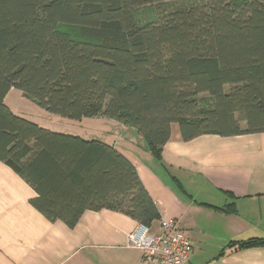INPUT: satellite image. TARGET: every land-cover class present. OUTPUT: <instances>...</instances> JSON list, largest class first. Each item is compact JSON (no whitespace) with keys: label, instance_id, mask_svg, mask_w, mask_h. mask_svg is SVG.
I'll list each match as a JSON object with an SVG mask.
<instances>
[{"label":"trees","instance_id":"obj_1","mask_svg":"<svg viewBox=\"0 0 264 264\" xmlns=\"http://www.w3.org/2000/svg\"><path fill=\"white\" fill-rule=\"evenodd\" d=\"M145 5L154 17L140 22ZM11 88L54 114L132 127L156 159L172 124L185 141L264 132V0H0V161L49 221L107 209L150 227L159 210L133 163L14 113ZM250 246L264 235L227 247Z\"/></svg>","mask_w":264,"mask_h":264},{"label":"crops","instance_id":"obj_2","mask_svg":"<svg viewBox=\"0 0 264 264\" xmlns=\"http://www.w3.org/2000/svg\"><path fill=\"white\" fill-rule=\"evenodd\" d=\"M11 89L4 98L10 108ZM91 121L73 135L112 144L133 163L160 219H177L188 236L192 252L186 264H264V246L227 247L264 235V132H210L185 141L172 124L156 159L134 128L104 117ZM35 196L0 161V264H157L128 245L127 234L138 225L129 216L86 210L69 227L33 207ZM160 219L150 224L152 232Z\"/></svg>","mask_w":264,"mask_h":264},{"label":"built area","instance_id":"obj_3","mask_svg":"<svg viewBox=\"0 0 264 264\" xmlns=\"http://www.w3.org/2000/svg\"><path fill=\"white\" fill-rule=\"evenodd\" d=\"M127 241L143 253L145 261L157 264H186L192 252V244L175 218L160 219L157 232L138 224L127 234Z\"/></svg>","mask_w":264,"mask_h":264},{"label":"rangeland","instance_id":"obj_4","mask_svg":"<svg viewBox=\"0 0 264 264\" xmlns=\"http://www.w3.org/2000/svg\"><path fill=\"white\" fill-rule=\"evenodd\" d=\"M135 16L140 22L150 20L154 17L153 6L145 5L137 8L135 10ZM7 101L16 114L32 120L49 130L77 134L78 132L83 133L85 126H89L90 124L93 125L91 117L72 119L45 111L31 99L23 96L19 90L14 88H12L8 94Z\"/></svg>","mask_w":264,"mask_h":264}]
</instances>
